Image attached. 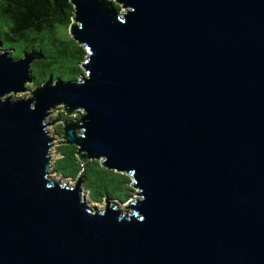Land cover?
Here are the masks:
<instances>
[{
  "label": "water",
  "instance_id": "95a60500",
  "mask_svg": "<svg viewBox=\"0 0 264 264\" xmlns=\"http://www.w3.org/2000/svg\"><path fill=\"white\" fill-rule=\"evenodd\" d=\"M69 1L76 79L18 95L39 50L0 45V264H264V0ZM58 116L123 207L55 177Z\"/></svg>",
  "mask_w": 264,
  "mask_h": 264
},
{
  "label": "trees",
  "instance_id": "16d2710c",
  "mask_svg": "<svg viewBox=\"0 0 264 264\" xmlns=\"http://www.w3.org/2000/svg\"><path fill=\"white\" fill-rule=\"evenodd\" d=\"M112 3L117 10L119 4ZM71 16L69 0H0V45L10 51V56L29 47L39 50L28 68L32 80L26 86L49 76L76 79L80 75L79 59L84 57L85 49L65 31ZM61 112L62 109L58 111ZM56 126V132L61 134V122ZM74 148L75 145L64 142L56 144L54 151L58 156L51 161L55 174L72 179L80 165L79 178L93 201L105 195L124 202L130 196L126 190L130 189L125 180L127 175L106 169L94 158L79 159Z\"/></svg>",
  "mask_w": 264,
  "mask_h": 264
},
{
  "label": "rangeland",
  "instance_id": "374dc122",
  "mask_svg": "<svg viewBox=\"0 0 264 264\" xmlns=\"http://www.w3.org/2000/svg\"><path fill=\"white\" fill-rule=\"evenodd\" d=\"M112 2H114L113 0H112ZM116 4V3H115ZM118 5V4H117ZM121 7H120V5L118 6V10L120 9ZM68 28H69V25H68V27L66 26V28H65V31L67 32V30H68ZM60 35H62L63 36V33H61ZM33 61V58L31 57V62ZM31 62H30V64H31ZM81 72H82V70H81ZM30 83V80H25L24 82H23V85H24V88H23V90H22V92H17L18 93V95H21V94H28L29 93V91H30V89H31V87L32 86H26L27 84H29ZM57 106H59V105H57ZM54 106L53 107H51V108H49L48 110V114H47V116H46V118H48L50 115H52L54 112ZM61 109V107L59 106L58 108H57V112L59 111ZM74 111H76V109H74V110H71V111H69V113H70V115L71 114H74ZM71 118H74V116H71ZM61 119H63L61 116H58V117H55V118H53V119H51V120H49L48 121V125H47V127L53 132V134H52V139H54V140H52L51 141V147L49 148V154L51 155V161L53 160V159H55L58 155H57V153L54 151L55 150V147H56V144H58V143H60L61 142V139H60V133H57L56 131L57 130H55L56 128L55 127H57L56 126V124H58L60 121H61ZM56 123V124H55ZM100 165V164H99ZM119 173H122L123 175H127V176H125V180H126V184L127 185H129L130 187V189H126L127 190V192L130 194V195H134L133 194V189H135L132 185H131V181L130 180H128V179H131L130 178V175L129 174H124L122 171H120ZM54 175H55V177H59L60 175H58V174H55V172H54ZM60 179V178H59ZM72 180H73V178L72 179H66V182H67V184H71L72 183ZM85 186H83V183L81 184V187H80V189H79V192H82V196L85 198V201H86V203H87V205H95L96 207L98 206V207H101L102 205V201H103V199H104V197H102V199H100V200H98L97 202H95V201H93L92 200V198H90V193L84 188ZM129 198V197H128ZM127 198V199H128ZM126 199V200H127ZM125 200V201H126ZM124 201V202H125ZM124 202H122V203H119V206L120 207H123L122 206V204L124 203Z\"/></svg>",
  "mask_w": 264,
  "mask_h": 264
},
{
  "label": "bare ground",
  "instance_id": "6f19581e",
  "mask_svg": "<svg viewBox=\"0 0 264 264\" xmlns=\"http://www.w3.org/2000/svg\"><path fill=\"white\" fill-rule=\"evenodd\" d=\"M51 168L53 169L52 165H51ZM54 170V169H53ZM80 194H82V192H80ZM85 199V198H84Z\"/></svg>",
  "mask_w": 264,
  "mask_h": 264
},
{
  "label": "clouds",
  "instance_id": "9594fccd",
  "mask_svg": "<svg viewBox=\"0 0 264 264\" xmlns=\"http://www.w3.org/2000/svg\"><path fill=\"white\" fill-rule=\"evenodd\" d=\"M53 173H54V171H53ZM119 203H122V202H119ZM125 203V202H124Z\"/></svg>",
  "mask_w": 264,
  "mask_h": 264
}]
</instances>
